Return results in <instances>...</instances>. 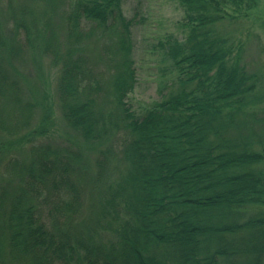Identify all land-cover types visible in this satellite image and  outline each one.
Listing matches in <instances>:
<instances>
[{
    "label": "trees",
    "instance_id": "16d2710c",
    "mask_svg": "<svg viewBox=\"0 0 264 264\" xmlns=\"http://www.w3.org/2000/svg\"><path fill=\"white\" fill-rule=\"evenodd\" d=\"M31 1L50 10L66 3L63 39L57 41L49 24L32 35L37 18L28 23L25 9L0 13V130L17 132L35 109L22 101L18 81L6 67L18 61L25 46L58 67L56 92L68 127L85 142L106 143L95 160L96 178L113 159L123 170L93 215L79 220L82 203L74 180L83 172L82 156L32 150L29 162L16 168L17 188L0 213L10 259L17 264H263L264 211L247 213L252 206L264 207V141L251 132L247 115L252 113L246 110L255 102L249 97L257 80L233 58L234 47L216 28L232 16L229 11L241 14L256 0H176L188 31L184 40L169 38L163 45L178 71L177 83L140 118L125 102L135 72L121 0ZM6 18L13 23L8 32ZM40 106L39 134L51 113L47 101ZM47 184L57 197L43 219L38 195L42 186L52 191ZM6 199L2 192L0 212ZM90 225L105 228L108 241H98Z\"/></svg>",
    "mask_w": 264,
    "mask_h": 264
},
{
    "label": "rangeland",
    "instance_id": "374dc122",
    "mask_svg": "<svg viewBox=\"0 0 264 264\" xmlns=\"http://www.w3.org/2000/svg\"><path fill=\"white\" fill-rule=\"evenodd\" d=\"M123 17L130 21L132 41V59L135 72V84L127 93L125 102L130 111L137 118L151 106L154 101L160 100L162 94L172 88L178 79V71L166 53L164 42L169 38L184 40L188 28L184 25V12L176 0H121ZM24 10V18L29 23L30 17H36L35 27L31 29L34 35L49 24L54 30L57 41L63 39L62 14L67 9L66 3H59L54 10L47 8L42 1L31 0H0V13L10 10ZM241 14L226 17L217 25L219 34L226 37L234 47L233 58L244 65L246 71L256 77V86L249 98L255 99L248 104L247 121L251 122V132L256 138L264 141V0H256V5L249 10H242ZM17 17V16H16ZM4 30L13 28L11 18H6ZM5 19V20H6ZM5 32V33H6ZM26 39V38H25ZM19 41L24 42V32L20 31ZM91 52L96 55V46L91 44ZM20 53L18 61L6 66L10 76L18 81V88L23 102L33 103L35 109L32 119L18 127L17 132L6 134L0 130V194L4 192L6 201L2 211L6 210L8 196L15 190L18 180L15 176L20 166L26 165L35 148H47L51 155L60 154L62 158L72 153L82 156L83 172L79 180H74L80 193L82 211L79 220H85L93 215L96 203L106 196L107 189L119 180L122 164L116 159L109 161L99 178L95 160L105 150L106 143L91 144L85 142L74 130L68 127L62 117L59 100L56 92L58 67H53L49 58L31 52L26 48ZM100 70V69H99ZM50 104L51 113L47 121V128L41 134L36 130L42 117V102ZM3 112V111H1ZM3 113H6L3 112ZM15 124V120H13ZM264 145V142H263ZM17 168V169H16ZM52 191L41 187L38 195L41 217L46 219L52 208L57 194L51 185ZM263 210L264 207L252 206L247 213ZM78 221V216L75 217ZM3 217L0 215V224ZM95 230V238L104 243L109 239V232L102 227L90 225ZM3 233V235H1ZM5 229L0 231V255L5 264H17L8 255V244L3 237ZM264 264V257H263Z\"/></svg>",
    "mask_w": 264,
    "mask_h": 264
}]
</instances>
